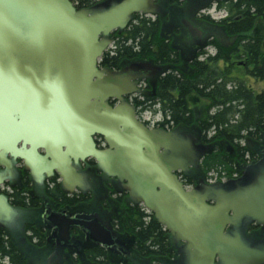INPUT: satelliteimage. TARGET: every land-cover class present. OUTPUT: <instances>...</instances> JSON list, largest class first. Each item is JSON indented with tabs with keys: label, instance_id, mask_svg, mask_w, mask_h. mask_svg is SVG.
Here are the masks:
<instances>
[{
	"label": "water",
	"instance_id": "water-1",
	"mask_svg": "<svg viewBox=\"0 0 264 264\" xmlns=\"http://www.w3.org/2000/svg\"><path fill=\"white\" fill-rule=\"evenodd\" d=\"M162 1L106 0L78 10L70 0H0V165L10 168L8 157L21 158L36 181L41 170L51 176L57 169L72 192L80 180L71 160L92 157L180 245L179 264H264V242L247 233L255 223L264 229V151L241 179L213 185L203 179L186 190L175 173L199 169L213 147L200 133L147 128L127 100L144 94L138 86L149 73L168 69L99 65L110 35L125 31L135 15L158 16ZM220 1L203 0L202 9ZM95 134L108 150L95 148ZM19 217L0 196V229L15 231ZM89 231L107 249L117 242L108 227Z\"/></svg>",
	"mask_w": 264,
	"mask_h": 264
},
{
	"label": "flooded vegetation",
	"instance_id": "flooded-vegetation-1",
	"mask_svg": "<svg viewBox=\"0 0 264 264\" xmlns=\"http://www.w3.org/2000/svg\"><path fill=\"white\" fill-rule=\"evenodd\" d=\"M230 1L232 0H221L219 3H230ZM246 1L247 3L264 2V0ZM203 4V0H163L162 11L158 16L133 17L131 23L136 19H146L156 23L159 27L158 39L164 41L168 49L173 51L174 59L166 62H156L154 57H149L121 63V68L133 63H148L157 69H168L165 74L158 77V74L150 76L149 73L143 80L145 99L149 100L148 107L159 104L152 99L157 98L159 81L167 74L177 71L192 77L198 72L197 64L206 63L208 60L209 57L203 58L207 52L214 50L213 57H216L221 50L225 52L234 50V53L237 51L234 48L238 37L231 36L227 30L230 22L227 26L223 23L230 19L229 11L227 19H222L218 23L211 22L210 17L202 12ZM122 35L123 32L115 31L110 35V40L115 43ZM248 62L247 59L244 64L240 61L244 68L248 67ZM234 63L238 62L223 61V68L228 69ZM127 100L134 104L137 99L132 96ZM113 103L111 100L110 104ZM137 115L142 119L139 109ZM163 115L165 116L164 113ZM144 124L149 129L198 135V130L194 127L196 125L190 127L182 123H173L166 117L158 127H151L149 122ZM93 142L99 151L109 149V144L102 135L95 134ZM201 142L211 145L203 139ZM219 145L225 151H229L222 146V143ZM250 145L256 152L253 156L245 158V164L239 169L237 180L243 177L246 165L252 166L262 159L264 146L257 144L258 149H256L252 144ZM19 147H23L22 143ZM216 147L214 145V148ZM62 150L65 151L66 148L63 147ZM216 151H219V147ZM38 152L42 156L46 155L43 148H39ZM207 157L201 161L199 169L191 168L188 172L178 171L175 175L188 188L196 187L203 179L209 183L210 173H206L204 167ZM8 160L11 163L10 168L0 165L2 176L0 196L8 200L20 217L15 231L0 229V244L9 241L19 253L17 260L19 264H179L180 245L173 242L165 230L167 244L165 243V248L159 253L149 255V250L142 253L138 249L130 222L141 218V222L148 224L155 219L154 215L143 206L135 205L129 193L124 191L116 179L102 173L94 158L80 159L77 163L74 159L71 160L73 173L80 180V185H76L72 192L65 191L61 174L57 169L53 170L51 176L41 170V180L36 181L32 173L26 169L23 159L8 157ZM70 223L72 225L67 231L66 227ZM58 225L63 229H59ZM102 226L110 228L115 235L117 242L110 249L94 242L89 231ZM64 230L68 232L67 235L64 234ZM247 233L250 238L264 242V229L256 223L250 225ZM0 254L7 257L9 264H12L11 257L2 252Z\"/></svg>",
	"mask_w": 264,
	"mask_h": 264
},
{
	"label": "trees",
	"instance_id": "trees-1",
	"mask_svg": "<svg viewBox=\"0 0 264 264\" xmlns=\"http://www.w3.org/2000/svg\"><path fill=\"white\" fill-rule=\"evenodd\" d=\"M71 1L77 3L79 10L98 4L95 0ZM247 2L232 0L230 3L219 4L231 16L223 23L227 26L230 22L227 30L231 36L238 37L234 48L237 51L234 53V50H221L218 56L209 57L206 63L197 64L198 72L192 77L177 71L167 74L159 81L157 98L152 99L158 101L162 112L171 122L190 127L196 125L204 142L217 146L205 160L206 173L213 170H221L220 174L225 172L229 176L237 173L245 164V158L256 152L250 144L258 149L257 144H260L264 136V92L256 93L249 89L244 80L233 77L232 65L228 69L220 66L223 61L226 63L247 59L248 68L253 69L247 75L264 82V42L254 37L259 32L256 30L257 21L260 19L264 22V2ZM158 31L156 23L146 19L134 20L115 42L114 50L103 55L101 68L120 70L122 62L149 57H154L156 62L173 60V51L168 49L164 41L158 39ZM193 94L209 102L203 119L196 120L189 108V98ZM135 103L137 107L143 105L142 102ZM209 134L213 136L209 138ZM220 143L229 151L220 147ZM218 147L219 151H216ZM130 223L136 245L142 253L149 250L150 255L165 248L166 232L155 219L148 224L141 222V218ZM0 252L11 257L12 264H19V253L9 241L0 244Z\"/></svg>",
	"mask_w": 264,
	"mask_h": 264
},
{
	"label": "rangeland",
	"instance_id": "rangeland-1",
	"mask_svg": "<svg viewBox=\"0 0 264 264\" xmlns=\"http://www.w3.org/2000/svg\"><path fill=\"white\" fill-rule=\"evenodd\" d=\"M74 4L77 6L76 2H74ZM212 7L215 8V5H213ZM221 19H224V16H223V14H219V13L218 14L215 13L214 17L210 18L211 22H215V23H218ZM256 30L259 32H258V35H254V37H258V38L262 39L264 42V22L260 19L257 21ZM259 35H261V36H259ZM112 48H113V46H110L108 48L107 52L113 51L114 48L113 49ZM214 55H215L214 50H212L211 52H207L205 55H203L204 56L203 58L207 59L208 57H213ZM240 61L243 64L246 63V59L236 60V62H238V63H234L232 66L233 67L231 70L232 76L237 77L240 80H244L247 83V86L249 87V89H251L252 91H254L256 93H263L264 92V82H261V80H257V78L253 77L252 75L251 76L249 74L247 75L248 71L249 70L253 71V69L248 68V67L244 68V66L240 63ZM220 66L223 67V64L220 63ZM208 106H209V102L207 100L201 98L197 94H193L189 98V108L194 113L196 120L203 119L205 117L206 109ZM155 109L158 111H155L154 108H152V109L146 108V109L142 110L141 111V117H143L144 119L151 118L152 119L151 122L154 125L159 124L160 120L162 119V114H160V112H159V109H160L159 106H157ZM194 127L197 129L196 126H194ZM242 145H244V143H242ZM225 147H226V145H225ZM219 172H221V170L220 171H215V170L212 171V173L214 174L213 180L216 177L219 178L218 177L220 174Z\"/></svg>",
	"mask_w": 264,
	"mask_h": 264
},
{
	"label": "bare ground",
	"instance_id": "bare-ground-1",
	"mask_svg": "<svg viewBox=\"0 0 264 264\" xmlns=\"http://www.w3.org/2000/svg\"><path fill=\"white\" fill-rule=\"evenodd\" d=\"M231 180H232V181H235V180H237V179H235V178H232ZM225 182H227V181H223L222 183H225Z\"/></svg>",
	"mask_w": 264,
	"mask_h": 264
}]
</instances>
